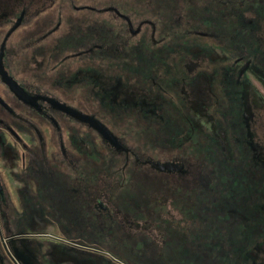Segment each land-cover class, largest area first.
Returning <instances> with one entry per match:
<instances>
[{
    "label": "flooded vegetation",
    "instance_id": "af4514ba",
    "mask_svg": "<svg viewBox=\"0 0 264 264\" xmlns=\"http://www.w3.org/2000/svg\"><path fill=\"white\" fill-rule=\"evenodd\" d=\"M80 1L0 0V264H144L155 254L150 249L156 245L162 253L172 238L155 220L159 216L178 233H201L202 245L208 243L203 234L212 223L203 216L216 215L191 209L186 216L172 203L156 210L128 203L139 164L175 181L196 172L201 188L208 178L195 146L165 160L183 165L180 171H160L148 162L162 160L142 150L139 134L153 127L141 130L138 123L164 120L163 95L172 97L173 110L183 107L177 127L190 128L191 144L207 136L226 151L242 120L251 158L264 166L261 46L247 55L241 45L244 55L235 54L214 42L217 32L198 29L184 31L199 35V44H168L175 29L159 12L161 0ZM177 3L181 9L169 20L183 26L184 0ZM69 9L89 10L91 17L78 18ZM68 108L101 121L128 150ZM149 146L155 151V134ZM258 179L262 185L248 205V248L229 231V218L241 211L230 209L217 231L227 241L217 239L214 251L217 257L226 253L221 256L228 264H243L245 252L248 264H264V177ZM151 200L155 204V194Z\"/></svg>",
    "mask_w": 264,
    "mask_h": 264
},
{
    "label": "rangeland",
    "instance_id": "374dc122",
    "mask_svg": "<svg viewBox=\"0 0 264 264\" xmlns=\"http://www.w3.org/2000/svg\"><path fill=\"white\" fill-rule=\"evenodd\" d=\"M86 1L93 3L94 0ZM107 1L109 0H102V2ZM169 1H171L170 5ZM177 1H159V12L164 15L165 21L167 20V23H170L169 27L175 29V31H172L168 44L183 42L184 39L199 44L202 40L199 35L193 36L184 31V29H198L200 32H217L219 35L215 37L214 42H222L226 47L230 46L235 54L244 55L245 52L247 55H251L256 46H261V49L264 50V0H184L182 7L184 24L183 26H175L176 24H173L169 19L173 18L172 11L177 8L181 9ZM80 2L82 1L76 0V3ZM72 11L69 9L70 13ZM91 13L89 10L73 11V14L81 19L91 17ZM222 22L225 23L223 27L220 26L223 24ZM217 23L221 24L217 25ZM52 40L54 38H50V41ZM241 45L247 47L244 52ZM170 47L172 50L175 48L172 44H170ZM169 62L171 61H166L163 65L168 66ZM145 76L144 79L140 78L139 80L146 82ZM174 95L180 102L179 94ZM162 97L167 102V107L164 106L160 110L161 114L165 116L164 120L157 117L150 120L141 119L144 122L138 123L141 130L143 128V130L148 131L149 127H153L152 133L145 132L141 134L140 132L139 134L140 145L143 146L142 150L145 152L151 151L155 160L165 161L173 157H179L186 148L193 149V146H195L194 150L198 151L196 157L205 159L203 166L208 178L201 188L199 184L202 181L200 176L195 174L196 172L189 179L175 181L173 177L156 172L146 164H139L135 190L132 191L133 197L128 200V203H133V206L143 204L147 209L155 205V210L172 203L174 206L185 209L184 214L186 216L192 214V209L195 215H216V217L203 216L206 217L207 224L212 223V226L208 225L206 228L211 232H204L203 234V237L208 240V243L204 245L198 237L201 233H198V235L193 234V237L190 238L189 235H182V233H178V230L171 228L167 217H157L155 220L159 221V226L168 230V233L171 232L172 238L168 241L164 252L161 253L156 245L154 246L155 250L150 249L152 253L155 251V254L147 257V259L144 258L143 263L228 264L227 259H223L226 253L219 254L220 257L215 254V246H219L215 243L217 239L222 238L217 231L225 226L226 217L232 214L229 211L230 209L237 212L241 211L239 217L233 214V218H229L231 224L229 231L233 229V238L239 242L241 247L248 246L249 237L246 231H248L247 227H249L250 221L248 214L251 211L248 205L251 192L262 185L258 178L264 177V166L251 158V149L246 141L242 120H239V123L233 128V132L238 136V139H230L229 137L226 151L222 150L213 138L207 136L201 138L197 144H191L186 140L190 128L188 126L187 128L184 127L185 124L182 125L181 130L177 127V123L182 119L183 107L181 106L182 109L179 110H173L169 104L172 97L167 95ZM152 134H155V151L149 146ZM228 134L231 136L229 129ZM197 145L201 146L202 149ZM250 169L253 170V175L250 174ZM247 181L250 183L249 185L246 184ZM240 191L243 192L240 193ZM151 194H155V204L151 200ZM174 210L171 212L178 215V210ZM171 212L167 213L168 217L172 214ZM223 230L226 231L227 229L224 228ZM243 231H245L244 234ZM236 232L238 238H235ZM253 237L254 241L260 239L255 234H253ZM233 238L229 239L228 247L233 246ZM222 240L227 241L223 238ZM198 248L201 249L198 250ZM240 260L243 261V264H248L246 252L241 253Z\"/></svg>",
    "mask_w": 264,
    "mask_h": 264
},
{
    "label": "water",
    "instance_id": "95a60500",
    "mask_svg": "<svg viewBox=\"0 0 264 264\" xmlns=\"http://www.w3.org/2000/svg\"><path fill=\"white\" fill-rule=\"evenodd\" d=\"M68 111L73 113L74 116L78 117L81 120L88 121L91 125H94L100 133L103 135V137L109 141L113 146L117 147L118 149H126L128 148L118 140V138L110 131L108 127H106L101 121L98 119H95L93 116H89L87 114H83L81 112H78L74 109L68 108ZM152 164V166L160 171H173V170H182L184 167L183 165H179L176 162L173 161H154V160H148Z\"/></svg>",
    "mask_w": 264,
    "mask_h": 264
}]
</instances>
